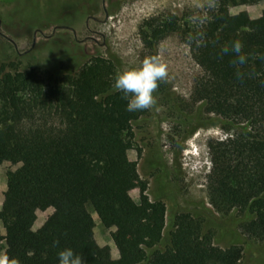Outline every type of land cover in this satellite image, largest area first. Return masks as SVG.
Masks as SVG:
<instances>
[{
  "label": "trees",
  "instance_id": "obj_1",
  "mask_svg": "<svg viewBox=\"0 0 264 264\" xmlns=\"http://www.w3.org/2000/svg\"><path fill=\"white\" fill-rule=\"evenodd\" d=\"M256 1L217 0L209 19L195 26L181 25L172 14L150 17L139 33L151 53L168 33L184 36L201 69L191 98L218 117L226 132L207 142L208 202L221 213H243L242 231L264 239V8L260 35L251 22L231 27L229 13L230 6ZM237 39L246 56L242 66L233 64L231 52L221 53ZM118 73L103 56L44 73L33 65L19 68L14 60L0 64V163L9 159L25 166L21 173H6L0 203L4 264H58L57 253L65 247L84 264H111L108 246L94 238L87 205L104 228H115L110 236L120 264H239L240 247L215 245L190 212L174 215L168 244L156 248L163 200L126 201L138 177L136 162L127 156L132 123L146 110L126 111L122 93L111 87ZM157 182L166 194L169 180L159 176ZM139 188L142 193L144 181ZM48 206L53 207L48 227L33 229L35 209Z\"/></svg>",
  "mask_w": 264,
  "mask_h": 264
},
{
  "label": "rangeland",
  "instance_id": "obj_2",
  "mask_svg": "<svg viewBox=\"0 0 264 264\" xmlns=\"http://www.w3.org/2000/svg\"><path fill=\"white\" fill-rule=\"evenodd\" d=\"M0 0V64L14 60L19 68L37 66L43 73L58 68H77L92 56L113 60L118 72L138 66L144 58L158 55L168 75L158 82L156 104L146 109L133 123L134 142L127 151L136 162L138 177L126 194L129 204L141 197L160 196L165 210L157 216L163 225L156 248L168 244L174 215L190 212L211 232L215 245L240 247L239 264H264V239L246 235L241 229L244 214L238 210L216 211L208 202L206 177L210 167L209 140L222 139L218 117L205 112L191 93L201 74L189 45L178 31L168 33L155 45L153 53L145 47L139 33L145 19L174 15L181 25H199L213 9L205 0ZM217 0H215L216 6ZM264 0L230 6L231 27L239 29L251 22L262 32L258 19ZM91 15V18L89 17ZM89 17V18H88ZM162 168V173L158 170ZM21 173L25 166L5 159L0 163V203L6 187V173ZM158 174V175H157ZM169 180L166 194L159 192L157 176ZM145 189L140 193V185ZM63 183L74 184L71 180ZM52 206L35 209L33 229H46ZM89 222L96 242L108 246L111 264H120L111 239L115 228H104L93 207L87 205ZM0 231L3 232L1 223ZM0 243V264L5 263ZM137 264H147L145 261Z\"/></svg>",
  "mask_w": 264,
  "mask_h": 264
},
{
  "label": "clouds",
  "instance_id": "obj_3",
  "mask_svg": "<svg viewBox=\"0 0 264 264\" xmlns=\"http://www.w3.org/2000/svg\"><path fill=\"white\" fill-rule=\"evenodd\" d=\"M204 7L213 9L215 0H205ZM209 19L201 17L200 23ZM242 43L240 40H233L229 45L221 48L222 54L231 52L234 55L233 64L242 66L246 63V56L242 53ZM168 75L166 64L158 55H151L135 67L116 74L112 83V90L122 93V99L126 100V111L136 112L150 109L156 104L154 92L157 90L158 82H163ZM241 75L239 67L237 76ZM58 264H84V260L79 253L74 252L71 247H65L57 253ZM12 264H15L13 261Z\"/></svg>",
  "mask_w": 264,
  "mask_h": 264
},
{
  "label": "flooded vegetation",
  "instance_id": "obj_4",
  "mask_svg": "<svg viewBox=\"0 0 264 264\" xmlns=\"http://www.w3.org/2000/svg\"><path fill=\"white\" fill-rule=\"evenodd\" d=\"M119 1L120 0H111L110 2H112V4H117ZM89 17L91 18V15H89ZM156 178L159 179V176H157Z\"/></svg>",
  "mask_w": 264,
  "mask_h": 264
}]
</instances>
